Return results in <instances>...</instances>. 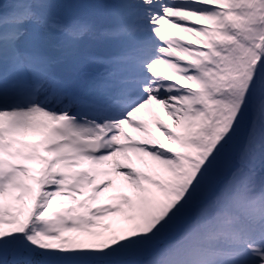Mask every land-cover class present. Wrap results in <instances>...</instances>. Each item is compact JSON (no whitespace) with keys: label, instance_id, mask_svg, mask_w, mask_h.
Instances as JSON below:
<instances>
[{"label":"snow or ice","instance_id":"obj_1","mask_svg":"<svg viewBox=\"0 0 264 264\" xmlns=\"http://www.w3.org/2000/svg\"><path fill=\"white\" fill-rule=\"evenodd\" d=\"M0 264H264V0H0Z\"/></svg>","mask_w":264,"mask_h":264},{"label":"rangeland","instance_id":"obj_2","mask_svg":"<svg viewBox=\"0 0 264 264\" xmlns=\"http://www.w3.org/2000/svg\"><path fill=\"white\" fill-rule=\"evenodd\" d=\"M161 116H162V118L166 121V122H168L169 124L171 123V121L168 119V117H166V116H163V112H162V110H161ZM157 135H159V133H156ZM162 139V138H161Z\"/></svg>","mask_w":264,"mask_h":264}]
</instances>
